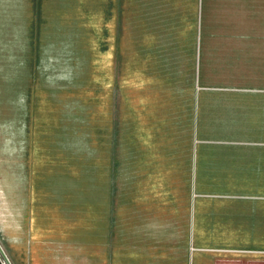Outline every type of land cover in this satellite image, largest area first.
Here are the masks:
<instances>
[{
    "label": "crops",
    "instance_id": "obj_1",
    "mask_svg": "<svg viewBox=\"0 0 264 264\" xmlns=\"http://www.w3.org/2000/svg\"><path fill=\"white\" fill-rule=\"evenodd\" d=\"M74 9L46 0L34 76L0 72L8 262L264 264V0H119L82 79Z\"/></svg>",
    "mask_w": 264,
    "mask_h": 264
},
{
    "label": "rangeland",
    "instance_id": "obj_2",
    "mask_svg": "<svg viewBox=\"0 0 264 264\" xmlns=\"http://www.w3.org/2000/svg\"><path fill=\"white\" fill-rule=\"evenodd\" d=\"M0 0V23L14 19L18 16V20H13L14 28L11 32L0 34V72L8 67L10 75L14 80L22 83L24 65H29L32 76L35 75L38 68L42 64V56L44 52L45 39L44 28L49 24L51 17L46 15L44 6L46 0H8L10 4H4L8 9L2 8ZM74 6V13L78 17L81 27L85 29L87 37L83 40L74 41V36H64L63 46L68 49L65 52H73V63H78L79 79H82V70L86 67L88 60V51L95 52V62L98 60L99 52L107 48L106 35L109 34V23L114 21L112 32L116 36L119 34V0H108L104 8H102L103 0H95L96 13L95 19L89 15L86 0H70ZM124 7V4H123ZM121 14L124 15V9ZM67 24L70 21H65ZM11 23V22H10ZM68 26V25H67ZM62 28V27H60ZM14 29V30H13ZM71 27L68 26L67 30ZM67 33V32H66ZM62 34V33H61ZM60 34V36H61ZM57 52V51H56ZM56 52H53L52 54ZM60 54L57 52V55ZM92 55V54H91ZM23 56L25 62L23 63ZM86 81L80 83V97L86 98ZM117 142V138L114 139ZM117 171L115 170L114 176ZM0 218V247L7 257V244L5 232V213ZM4 219V222L3 219Z\"/></svg>",
    "mask_w": 264,
    "mask_h": 264
},
{
    "label": "water",
    "instance_id": "obj_3",
    "mask_svg": "<svg viewBox=\"0 0 264 264\" xmlns=\"http://www.w3.org/2000/svg\"><path fill=\"white\" fill-rule=\"evenodd\" d=\"M0 256H1V258H2V260L4 261L5 264H10V263L8 262V259H7L6 255H5L4 252L2 251L1 247H0ZM0 264H3V263L1 262V260H0Z\"/></svg>",
    "mask_w": 264,
    "mask_h": 264
},
{
    "label": "built area",
    "instance_id": "obj_4",
    "mask_svg": "<svg viewBox=\"0 0 264 264\" xmlns=\"http://www.w3.org/2000/svg\"><path fill=\"white\" fill-rule=\"evenodd\" d=\"M0 260H1V262H2L3 264H5L4 261L2 260L1 256H0Z\"/></svg>",
    "mask_w": 264,
    "mask_h": 264
}]
</instances>
